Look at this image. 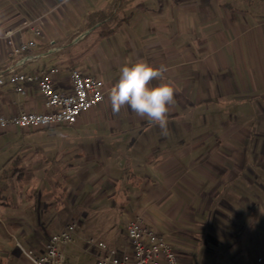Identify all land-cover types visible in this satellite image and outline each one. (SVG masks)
Masks as SVG:
<instances>
[{"label":"crops","instance_id":"obj_1","mask_svg":"<svg viewBox=\"0 0 264 264\" xmlns=\"http://www.w3.org/2000/svg\"><path fill=\"white\" fill-rule=\"evenodd\" d=\"M112 2L0 0V66L11 29L15 45L36 43L27 71L57 68L56 89L70 93L78 68L105 93L75 124L0 130V256L31 264L16 240L41 249L68 219L91 218L64 255L96 264L130 250L122 224L140 217L180 264H264V1L134 0L112 35L85 30L87 14ZM137 60L166 68L154 85L178 88L167 135L126 107L111 109L120 67ZM45 109L36 85L0 86L1 112Z\"/></svg>","mask_w":264,"mask_h":264},{"label":"built area","instance_id":"obj_2","mask_svg":"<svg viewBox=\"0 0 264 264\" xmlns=\"http://www.w3.org/2000/svg\"><path fill=\"white\" fill-rule=\"evenodd\" d=\"M14 30L5 32V38L11 47L8 64L0 66V86H11L18 93H25L26 85H36L44 99L45 111H21L7 115L0 111V130L10 126L23 129L44 128L51 125L75 124L79 116L99 105L105 98L103 81L95 74H83L78 68L71 70L73 91L60 92L55 87V76L58 69L37 68L27 71L25 64L35 62L36 56L27 53L35 47L34 41L13 42ZM77 222H69L63 230L50 235L44 248L25 246L16 240L15 245L20 253L29 259L31 264H71L65 255L64 248L79 239ZM130 250L122 255L104 252L96 264H180L176 250L156 228L144 222L140 217L129 219L125 224ZM90 246L107 250L104 242L88 239Z\"/></svg>","mask_w":264,"mask_h":264},{"label":"clouds","instance_id":"obj_3","mask_svg":"<svg viewBox=\"0 0 264 264\" xmlns=\"http://www.w3.org/2000/svg\"><path fill=\"white\" fill-rule=\"evenodd\" d=\"M165 72L163 65L157 67L144 60L125 63L108 94L112 111L118 113L126 107L167 135L169 108L175 103L178 88L172 82L153 84L163 80Z\"/></svg>","mask_w":264,"mask_h":264},{"label":"trees","instance_id":"obj_4","mask_svg":"<svg viewBox=\"0 0 264 264\" xmlns=\"http://www.w3.org/2000/svg\"><path fill=\"white\" fill-rule=\"evenodd\" d=\"M133 1L134 0H113V2L106 8L95 12H89L86 17L85 30L94 31L99 38L112 35L122 22L128 20L125 9ZM228 1L229 0H226L225 2L226 6L231 5ZM246 1L249 4L253 2V0ZM85 41H87V38H84L77 43V45L82 48V53L91 45L88 41L86 45L85 43L83 45V42Z\"/></svg>","mask_w":264,"mask_h":264},{"label":"rangeland","instance_id":"obj_5","mask_svg":"<svg viewBox=\"0 0 264 264\" xmlns=\"http://www.w3.org/2000/svg\"><path fill=\"white\" fill-rule=\"evenodd\" d=\"M241 148L243 149V146H241ZM126 150V149H125ZM118 152H119V150H118ZM242 155H244V154H240V156L242 157ZM112 156H115V157H117L118 155H112ZM107 157H108V155H107ZM246 157H247V154H246ZM121 218H122V216H121ZM83 220V223L82 224H79V227L77 228V233H79V234H81L82 232H84V231H86V230H90V228H88L86 225H93V220L90 218V219H87V218H85V219H82ZM68 221L69 222H78L79 223V221H78V219H68ZM117 222H118V224L119 225H117L119 228L121 227V219H118L117 220ZM122 222H123V219H122ZM125 224V223H124ZM124 224H122L123 226H124V229H125V225ZM88 228V229H87ZM87 234H89V233H87ZM98 234V233H97ZM98 236V235H97ZM96 241H98V239L97 238H94ZM80 241V239L79 240H77L76 242H72V243H70L69 245H67V247L66 248H70V249H76V246H74V245H76V243H78ZM85 258L87 259L88 258V256L86 255L85 256ZM86 259H82L81 261H77V260H73V264H78V263H80V264H85V263H87V262H89V261H87ZM5 260V259H4ZM5 261H8V260H5ZM5 261H3V258L0 256V264H5ZM91 262H93V260H90ZM72 264V263H71Z\"/></svg>","mask_w":264,"mask_h":264}]
</instances>
